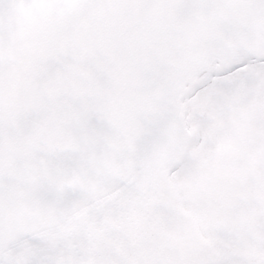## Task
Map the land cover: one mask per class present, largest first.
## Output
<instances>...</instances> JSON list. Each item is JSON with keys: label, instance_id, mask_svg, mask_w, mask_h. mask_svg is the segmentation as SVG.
<instances>
[{"label": "snow or ice", "instance_id": "snow-or-ice-1", "mask_svg": "<svg viewBox=\"0 0 264 264\" xmlns=\"http://www.w3.org/2000/svg\"><path fill=\"white\" fill-rule=\"evenodd\" d=\"M0 264H264V0H0Z\"/></svg>", "mask_w": 264, "mask_h": 264}]
</instances>
